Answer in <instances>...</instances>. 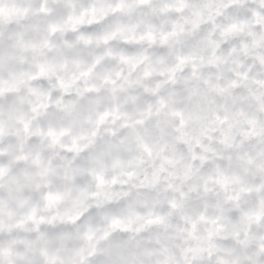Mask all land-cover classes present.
I'll list each match as a JSON object with an SVG mask.
<instances>
[{
    "label": "clouds",
    "instance_id": "9594fccd",
    "mask_svg": "<svg viewBox=\"0 0 264 264\" xmlns=\"http://www.w3.org/2000/svg\"><path fill=\"white\" fill-rule=\"evenodd\" d=\"M0 264H264V0H0Z\"/></svg>",
    "mask_w": 264,
    "mask_h": 264
}]
</instances>
